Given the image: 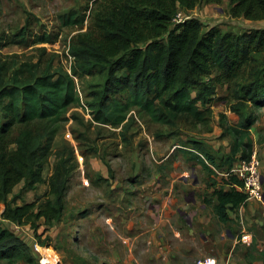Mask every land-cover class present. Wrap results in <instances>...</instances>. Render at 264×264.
<instances>
[{"label":"rangeland","instance_id":"374dc122","mask_svg":"<svg viewBox=\"0 0 264 264\" xmlns=\"http://www.w3.org/2000/svg\"><path fill=\"white\" fill-rule=\"evenodd\" d=\"M112 1L0 0V60L15 68L25 63L44 68L52 61L54 68L70 69V43L78 36L98 38V23L109 15ZM70 11L85 14L82 26L61 25L59 16ZM182 13V18L201 20L204 29L217 27L234 34L264 29V19L232 17L229 0L200 3ZM42 33L50 34V42L37 41ZM263 64L264 57L257 56L232 81L218 83L215 74L205 76L207 85L214 87L210 114L201 121L184 116L173 126L156 123L137 111L131 112L125 128L95 121L86 102L102 89L106 73L76 77L82 105L66 111L70 119L61 124L52 141L42 171L45 182L31 190H21L24 182H20L12 193H19L17 204L43 202L50 197L48 182L54 168L63 161L69 175L64 210L51 225L41 219L37 231L0 219V226L13 231L29 249L31 260L16 264H197L206 257L214 264H262L249 239L242 240L245 223L239 212L233 211L234 219L225 224L216 218L213 191L223 180L215 171L203 169L189 152L200 154L193 148L197 142L215 159L227 156L232 140L223 131L221 114L229 126H237L238 113L252 114L256 122L249 133L262 162L264 105L247 101L241 88ZM262 173L264 178V169ZM254 202L255 210L248 211L253 226L245 227L251 234L257 227L264 230V200ZM249 203L244 205L246 212ZM256 246L264 250L257 240Z\"/></svg>","mask_w":264,"mask_h":264},{"label":"trees","instance_id":"16d2710c","mask_svg":"<svg viewBox=\"0 0 264 264\" xmlns=\"http://www.w3.org/2000/svg\"><path fill=\"white\" fill-rule=\"evenodd\" d=\"M221 1L113 0L109 15L98 23V38L78 36L70 43V73L62 67L54 68L52 61L44 68L29 63L15 68L0 60L1 218L19 226L29 225L34 231L41 219L51 225L60 218L69 180L63 161L54 168L48 182L50 197L43 202L17 204L19 193H12L20 182H24L21 190L45 182L42 171L51 155L52 141L61 124L70 119L66 111L82 105L76 77L106 73L102 89L86 102L92 118L102 124L125 128L132 111L143 112L152 121L168 126L184 116L201 121L210 114L214 87L203 78L215 74L218 83L235 80L257 56L264 57V29L234 34L217 27L204 29L203 22L194 17L174 21L179 10ZM229 4L234 18L264 19V0H229ZM59 19L62 26H82L85 14L70 11ZM25 29L19 31L21 38ZM37 41L50 42V34L42 33ZM263 67L241 88L245 99L256 106L264 105ZM238 114L237 126H229L221 114L223 131L232 140L227 156L215 159L193 142L200 154L189 152L191 158L209 173L216 170L219 175L228 170L238 154L247 157L253 147L249 130L256 116ZM15 129L17 134L13 136ZM220 179L222 186L213 191V212L225 224L231 221L229 211L246 204V196L230 186L238 182L235 177ZM250 248L264 264V250L257 248L254 237ZM22 260H31L28 247L13 231L0 226V261L16 264Z\"/></svg>","mask_w":264,"mask_h":264},{"label":"built area","instance_id":"2783aa9c","mask_svg":"<svg viewBox=\"0 0 264 264\" xmlns=\"http://www.w3.org/2000/svg\"><path fill=\"white\" fill-rule=\"evenodd\" d=\"M182 11L179 10L178 13L176 14L174 18V21L176 23L181 22L186 18H190L189 16H183L182 18L181 17L183 15ZM67 71L70 73V69H67ZM219 175L226 179L229 177H235L238 180V182H232L230 186L234 187L237 191L245 194L246 201L255 200V201L263 202L264 178L262 173V162L260 159L258 148L256 146L252 147L247 157H242L240 154H238L232 165L228 168V170L219 173ZM34 247L36 251L41 252L40 251L41 247L38 244H35ZM53 259H54V263H57V260L55 258ZM197 264H214V260L210 257H206L203 259H199L197 261Z\"/></svg>","mask_w":264,"mask_h":264},{"label":"crops","instance_id":"0c3cea01","mask_svg":"<svg viewBox=\"0 0 264 264\" xmlns=\"http://www.w3.org/2000/svg\"><path fill=\"white\" fill-rule=\"evenodd\" d=\"M262 169H264V157H263V155H262ZM249 201H250V203L247 205V207H248L247 212H246L244 205L240 206L238 209L235 210V211L239 212V215L241 216V222L243 224L245 223V225L243 226V229L241 230V233H243L242 240L247 241V239H249V241L251 242V239L254 235L255 239L258 241V247H263L264 246V230L257 227V228H255L254 234H251L246 230V229H249L253 226L251 222L254 220L253 218H251L248 211L253 213L252 211H254L256 208V204H255L254 200H249ZM251 201H253V202H251ZM247 203H248V201H246V204ZM3 209H4V205L2 203H0V216H1ZM229 216H230L231 221H232L235 217V214H233V211H229ZM0 219H1V217H0ZM3 221L11 223V222L4 220V219H3ZM255 221L259 222V220H256V219H255ZM11 224H13V223H11ZM245 227H246V229H245Z\"/></svg>","mask_w":264,"mask_h":264},{"label":"water","instance_id":"95a60500","mask_svg":"<svg viewBox=\"0 0 264 264\" xmlns=\"http://www.w3.org/2000/svg\"><path fill=\"white\" fill-rule=\"evenodd\" d=\"M190 197H191V198L193 197V193H192V192L190 193Z\"/></svg>","mask_w":264,"mask_h":264}]
</instances>
